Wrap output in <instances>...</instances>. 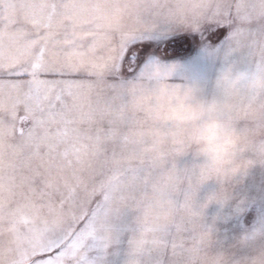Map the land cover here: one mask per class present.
<instances>
[{"label":"snow or ice","instance_id":"6c2138e0","mask_svg":"<svg viewBox=\"0 0 264 264\" xmlns=\"http://www.w3.org/2000/svg\"><path fill=\"white\" fill-rule=\"evenodd\" d=\"M213 29L260 57L251 76L225 72L226 88L264 90V0H0V264H92L90 248L109 246L110 198L82 180L97 104L159 68L156 41ZM58 208L71 214L57 225Z\"/></svg>","mask_w":264,"mask_h":264},{"label":"rangeland","instance_id":"374dc122","mask_svg":"<svg viewBox=\"0 0 264 264\" xmlns=\"http://www.w3.org/2000/svg\"><path fill=\"white\" fill-rule=\"evenodd\" d=\"M217 31L218 36L175 34L194 42L193 51L183 56L164 55L166 42L156 41L161 43L158 69L129 81L115 98L98 104L93 98L96 124L82 180L90 191L110 198L113 214L109 246L97 242L86 261L147 264L150 254L158 264H206L203 242L209 236L212 251L243 256L247 247L241 238L264 232V135L242 155L250 166L221 183L187 146L184 127L170 116L177 103L174 94L191 93L214 105L220 119L238 132L257 127L254 117L264 111V90L241 98L222 77L228 71L251 76L260 57L246 44L237 47L226 29L212 30ZM164 66H173L172 73ZM70 214L71 208H58L51 220L58 225ZM142 238L158 242L141 249L136 242ZM3 246L15 247L7 240ZM14 258V251L6 253V262Z\"/></svg>","mask_w":264,"mask_h":264},{"label":"clouds","instance_id":"9594fccd","mask_svg":"<svg viewBox=\"0 0 264 264\" xmlns=\"http://www.w3.org/2000/svg\"><path fill=\"white\" fill-rule=\"evenodd\" d=\"M177 103L170 116L184 127L187 146L202 157L207 168L221 183L230 181L238 172L245 171L250 161L242 159L261 135H264V111L257 112V127L245 133L226 124L212 104L196 99L191 93L174 94ZM247 252L238 256L227 250H215L213 238L203 242L207 252L206 264H264V232L256 231L241 238Z\"/></svg>","mask_w":264,"mask_h":264},{"label":"trees","instance_id":"16d2710c","mask_svg":"<svg viewBox=\"0 0 264 264\" xmlns=\"http://www.w3.org/2000/svg\"><path fill=\"white\" fill-rule=\"evenodd\" d=\"M194 49V42L192 38L187 35H181L172 43H165L162 46V53L169 57L172 56H183L189 54Z\"/></svg>","mask_w":264,"mask_h":264}]
</instances>
